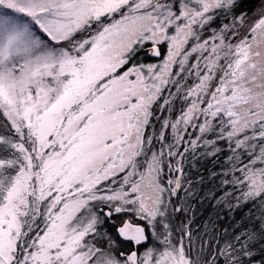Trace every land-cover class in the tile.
I'll return each instance as SVG.
<instances>
[{
	"label": "snow or ice",
	"instance_id": "obj_1",
	"mask_svg": "<svg viewBox=\"0 0 264 264\" xmlns=\"http://www.w3.org/2000/svg\"><path fill=\"white\" fill-rule=\"evenodd\" d=\"M0 264H264V0H0Z\"/></svg>",
	"mask_w": 264,
	"mask_h": 264
},
{
	"label": "trees",
	"instance_id": "obj_2",
	"mask_svg": "<svg viewBox=\"0 0 264 264\" xmlns=\"http://www.w3.org/2000/svg\"><path fill=\"white\" fill-rule=\"evenodd\" d=\"M226 165L227 161L222 154L219 159L208 158L194 161L189 169L190 176L194 179L195 195L188 200L191 202L188 203L186 214L180 218L191 220V230L196 233L195 236H203L205 232L214 233L215 222L224 227V230L232 231L247 218V207L229 211L227 207L218 205L211 195L212 193H215L217 197L221 195L218 191L219 179L213 178V174L225 169Z\"/></svg>",
	"mask_w": 264,
	"mask_h": 264
},
{
	"label": "rangeland",
	"instance_id": "obj_3",
	"mask_svg": "<svg viewBox=\"0 0 264 264\" xmlns=\"http://www.w3.org/2000/svg\"><path fill=\"white\" fill-rule=\"evenodd\" d=\"M138 62L145 63V64H147V63H159V60L157 58H155V57H151V56L145 54L144 52H141L139 54V57H138ZM187 171H188V175H189V177H190V179L192 181V184H193L194 183V179L190 176L189 169ZM181 195H183V193ZM190 202L191 201H188L187 203H190ZM195 224H196V222H195ZM213 228H214V233H211L210 236L213 235V234L214 235H220L221 234L220 231L224 230V227H222L218 222H215V225H214ZM216 231H218V233H215ZM195 234L196 233L193 232L194 236H195ZM210 236L206 237V238H210Z\"/></svg>",
	"mask_w": 264,
	"mask_h": 264
}]
</instances>
